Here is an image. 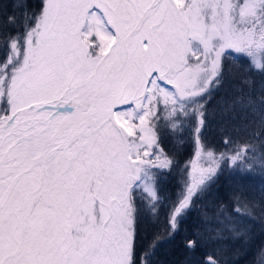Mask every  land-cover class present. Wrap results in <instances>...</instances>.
<instances>
[{
	"label": "snow or ice",
	"instance_id": "6c2138e0",
	"mask_svg": "<svg viewBox=\"0 0 264 264\" xmlns=\"http://www.w3.org/2000/svg\"><path fill=\"white\" fill-rule=\"evenodd\" d=\"M16 6L24 11L8 22L20 31L7 38L0 62V264H151L156 240L142 253L136 245L141 193L155 215L157 171L172 164L154 152L152 120L161 105L171 107L169 117L193 107L197 156L203 154L206 110L197 114L194 106L219 83L225 50L247 53L264 71V0ZM225 110L264 136V93L241 91ZM207 156L209 167L193 164L191 182L170 208V234L215 182L218 158L211 150ZM231 163L244 168L246 158L237 151ZM235 202L236 215L253 216L255 202ZM213 221L187 239L189 249L225 235L248 242L223 206ZM205 264L222 261L210 254ZM255 264H264V245Z\"/></svg>",
	"mask_w": 264,
	"mask_h": 264
},
{
	"label": "trees",
	"instance_id": "16d2710c",
	"mask_svg": "<svg viewBox=\"0 0 264 264\" xmlns=\"http://www.w3.org/2000/svg\"><path fill=\"white\" fill-rule=\"evenodd\" d=\"M16 2L0 0V62L7 56V38L20 31L19 24L8 22V17L14 15L19 18L24 11L16 6ZM41 4L42 0H27L31 11H38ZM220 71L222 77L219 83L211 85L202 104L194 106L197 114L206 110L207 117L200 138L204 152L194 162L206 170L210 163L207 152L213 151L219 163L217 176L209 192L195 198V208L185 216L175 234L169 232V211L180 193L185 191V183L192 176L189 163L199 151L194 132L197 121L190 116L193 107H187L184 111L177 108L173 117L175 127L170 125L172 122L161 118L152 126L156 138L154 152L163 153L161 159H168L172 164L159 171L153 169L157 171L159 199L155 215L145 210L147 197L141 193L143 202L140 203L136 245L138 253H142L156 240L150 257L151 264H205L210 254L217 256L222 264H255L257 250L264 245V219L261 218V208L264 207V136L254 125L245 129L242 114L233 119V113L225 110L227 102L241 91L251 94L253 98L264 93V71L257 68L246 53L236 51H225L221 57ZM225 139L230 142L225 144ZM237 151L246 158L244 168H237L231 163V156ZM221 153L227 154V161L219 159ZM201 157H205L206 161ZM248 164L251 168L247 167ZM236 196L255 202L253 216L235 214ZM221 206L248 231V242L225 235L222 240L205 239L197 249H189L187 239L205 233ZM205 214L208 224L204 222Z\"/></svg>",
	"mask_w": 264,
	"mask_h": 264
},
{
	"label": "rangeland",
	"instance_id": "374dc122",
	"mask_svg": "<svg viewBox=\"0 0 264 264\" xmlns=\"http://www.w3.org/2000/svg\"><path fill=\"white\" fill-rule=\"evenodd\" d=\"M7 55H8V51H7ZM246 55H247V53H246ZM258 55H259V54H258ZM247 56H248V55H247ZM248 57H249V56H248ZM6 58H7V56H6ZM249 58L251 59L252 62H254V61L252 60L251 57H249ZM193 62H194V61H193ZM254 65H255V63H254ZM177 108H178V107H177ZM177 108H176V112H175V114L177 113ZM169 111H171V107H169V109L165 110L164 107H163V105H161V106H160V109H158V111H157V117H154L153 120H152V126H153L154 122H155L158 118H161V119L166 120V121H168V122H172V124H170V125H173V123H175V122H174V119H173L174 116L169 117V116H168V112H169ZM168 119H169V120H168ZM154 146H155V145H154ZM158 153H159V152H156V154H158ZM159 154H160V153H159ZM199 158H200V157H198V156H194V157H193L192 162L189 163L190 170L192 169L193 164H196L194 161L197 160V159H199ZM201 160L206 161V158H205V157H201ZM155 162H156V161L154 160V163H155ZM207 162H208V161H207ZM196 165H197L198 168H203V166L199 165L198 163H197ZM203 169H205V168H203ZM188 182H189V183L191 182V176H190Z\"/></svg>",
	"mask_w": 264,
	"mask_h": 264
},
{
	"label": "flooded vegetation",
	"instance_id": "af4514ba",
	"mask_svg": "<svg viewBox=\"0 0 264 264\" xmlns=\"http://www.w3.org/2000/svg\"><path fill=\"white\" fill-rule=\"evenodd\" d=\"M225 51H229V52H232V51H235V50H231V49H228V50H225Z\"/></svg>",
	"mask_w": 264,
	"mask_h": 264
}]
</instances>
